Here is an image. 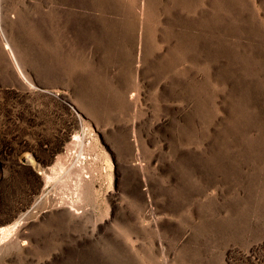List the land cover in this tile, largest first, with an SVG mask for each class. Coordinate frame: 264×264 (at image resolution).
Returning <instances> with one entry per match:
<instances>
[{
  "label": "rangeland",
  "instance_id": "obj_1",
  "mask_svg": "<svg viewBox=\"0 0 264 264\" xmlns=\"http://www.w3.org/2000/svg\"><path fill=\"white\" fill-rule=\"evenodd\" d=\"M0 264H264V0H0Z\"/></svg>",
  "mask_w": 264,
  "mask_h": 264
},
{
  "label": "bare ground",
  "instance_id": "obj_2",
  "mask_svg": "<svg viewBox=\"0 0 264 264\" xmlns=\"http://www.w3.org/2000/svg\"><path fill=\"white\" fill-rule=\"evenodd\" d=\"M4 233H5V230H2V231L0 232V235H4Z\"/></svg>",
  "mask_w": 264,
  "mask_h": 264
}]
</instances>
